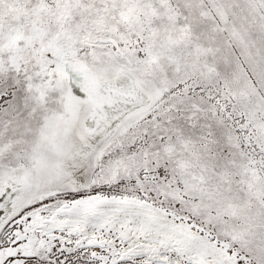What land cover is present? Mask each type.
<instances>
[{
	"label": "snow or ice",
	"instance_id": "1",
	"mask_svg": "<svg viewBox=\"0 0 264 264\" xmlns=\"http://www.w3.org/2000/svg\"><path fill=\"white\" fill-rule=\"evenodd\" d=\"M0 264H264V0H0Z\"/></svg>",
	"mask_w": 264,
	"mask_h": 264
}]
</instances>
